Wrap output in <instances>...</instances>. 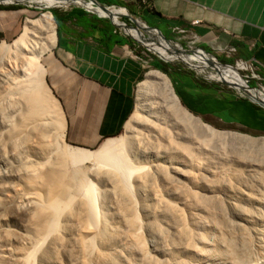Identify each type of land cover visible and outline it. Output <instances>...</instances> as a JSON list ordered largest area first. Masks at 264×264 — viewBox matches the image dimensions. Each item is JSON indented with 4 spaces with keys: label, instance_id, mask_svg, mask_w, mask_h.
I'll return each instance as SVG.
<instances>
[{
    "label": "bare ground",
    "instance_id": "obj_1",
    "mask_svg": "<svg viewBox=\"0 0 264 264\" xmlns=\"http://www.w3.org/2000/svg\"><path fill=\"white\" fill-rule=\"evenodd\" d=\"M150 35L154 46L159 44L153 48L167 60L181 59L201 72L207 67V56H186L159 33ZM55 43L50 12L28 19L12 44L0 43L2 96L11 98L10 107L16 100L20 125L36 122L31 124L38 127L35 134L49 146L46 153L38 151L41 146L32 155L43 159L40 164L28 155L10 159L0 153V264H204L201 258L214 248L205 223L213 220L217 226L218 215L208 204L216 207L223 200L204 182L216 176L201 160L212 149L206 144L264 151V139L207 125L183 106L170 78L156 70L139 86L138 111L125 136L105 141L96 151L66 146L60 106L42 63ZM226 69L212 77L245 89L240 73ZM244 95L264 101V93ZM7 112L0 113L3 134L16 125ZM6 149L0 147L2 153ZM86 163L92 164L87 183L74 193L69 176L82 173ZM227 198L231 212L239 215L233 198Z\"/></svg>",
    "mask_w": 264,
    "mask_h": 264
},
{
    "label": "crops",
    "instance_id": "obj_2",
    "mask_svg": "<svg viewBox=\"0 0 264 264\" xmlns=\"http://www.w3.org/2000/svg\"><path fill=\"white\" fill-rule=\"evenodd\" d=\"M95 1L126 8L132 18L168 39L173 37L174 27L189 28L205 52L224 62L241 59L264 74V0ZM38 11L43 10L27 3L0 2V41L14 39L23 22ZM50 11L56 24V45L42 58L46 84L60 106L66 142L95 149L123 133L146 68L137 57L148 59L111 18L77 8ZM230 47L236 48L233 58L222 52ZM175 76L179 94L198 113H223L237 117V122L248 120L264 131L263 111L250 117L241 113L237 102L231 106L221 96L209 97L213 94L204 92L192 97L186 88L180 89L184 87L182 77L178 73Z\"/></svg>",
    "mask_w": 264,
    "mask_h": 264
},
{
    "label": "rangeland",
    "instance_id": "obj_3",
    "mask_svg": "<svg viewBox=\"0 0 264 264\" xmlns=\"http://www.w3.org/2000/svg\"><path fill=\"white\" fill-rule=\"evenodd\" d=\"M47 12L48 10L38 11L30 18V20L37 19ZM26 21L23 22V24L21 25L19 29V32L17 33L14 39L10 41H0V43L6 42L8 44H12L22 34L23 26L25 25ZM156 45H159V44H156ZM182 45L183 47L187 48L186 44H182ZM140 51L143 53L142 55L144 56V58L148 59L146 60L148 61V64H145L146 68L144 71L143 78L138 84V87L136 88L135 108L132 113L133 116L131 115L127 124H130L132 122L133 120L132 118L135 117L138 111L137 106H139L138 104L139 103V94H138L139 85L146 80L147 74L149 72L157 70L151 64H149L150 59L154 58V59L160 60L158 56L154 55L152 52H149L144 48H142ZM158 55L162 57L159 53ZM162 58L164 60H167L164 57ZM162 62L165 65L169 66L168 73H165V72L163 73L166 74L170 78L176 94H177V88L173 80L176 77L175 75L178 73L177 72L178 69L181 68L183 71L193 72L195 77H197L204 84H216L219 87H221V91L215 96L216 97L221 96L222 100L224 101L227 100V102L231 106L236 105L235 104L236 102L234 100H230L233 97L235 99L245 100V101L252 103L250 101L251 97L248 95H244L243 90L239 91L221 82H217L215 79L213 80L210 79L209 74L211 73H203L199 71V69H194V68L191 69L188 65L180 61H172L169 63L165 61H162ZM199 64H202V63H199ZM226 70L232 75L235 74L236 72L240 73L234 68L233 69L227 68ZM255 82L256 81L252 82L251 84L252 87L256 86V84H253ZM183 88L185 87H180V89H183ZM0 91L1 92L3 91L1 90V86H0ZM1 92H0V113L1 111H4V110L8 111L9 112L8 115L14 116L15 122L13 123L16 125H13L10 133L7 132L3 134L2 132L7 131V130H4V128L0 124L1 125L0 126V147H5V149L7 148L6 149L7 151L4 150L6 151V153L5 152L2 153L1 151L0 153L2 155L6 154L10 159H13V157L14 156L16 157V155L20 157L23 155L24 156L28 155L27 157L31 156V158L29 157L30 160H36L32 156L35 154L36 149H38L39 147H40L39 149H41L44 146L43 149H41L43 151L41 150H38V151L46 153V150H47L46 147L48 146V144H46L45 146L43 141L40 140L42 136L41 135L40 137L37 136L39 135V132H37L38 127H36L35 125L33 126L31 125V124H36V122L33 121L34 122L33 123L32 121L31 122L28 121V123H31L29 124L30 126L27 125V123L26 125L24 124L23 126L22 124L20 125L21 115L20 114L18 115L17 109L14 107L17 105L16 100L12 101L13 103H11L12 106L10 107L8 102H9V99L11 98H7L6 96V98L8 99L7 100L5 97L2 96V94L4 95V93L3 92L1 93ZM212 96L215 97L214 95ZM212 96H209V97H212ZM5 99L7 100V102ZM253 105L257 106L256 104H253ZM10 108L11 109L13 108L12 111L10 110ZM185 108L189 110L187 107ZM259 108L264 110L261 107ZM240 109H241V113L242 111L245 113V111L242 108ZM11 112H13V114ZM190 112L195 117L201 118L207 125L213 127L214 129L218 131L243 134L246 136H250L254 139H264V131H260L259 129H257V127H248L245 124H241L240 122H237V121H228V119L226 118L232 117L230 115H224L222 113L221 115L217 116L214 114L204 115V114H196V113H193L192 111ZM239 117L240 119H243L242 118L243 115L239 114ZM235 119H237V117ZM18 120L20 121L18 122ZM127 124L125 126L123 133L119 135L118 137H116L115 139L126 135V133L128 132ZM18 125L20 128L19 130L17 129ZM35 132L37 135L35 134ZM63 140L66 146L70 145L69 143L66 142L65 139ZM104 142H102L95 149H91V150L93 151L98 150ZM207 144H206V147L208 149L212 148L210 149L212 151L214 148V150L212 152L210 151V153L204 152V155L203 154H202L203 156L201 155V160L205 168H208L216 172V176L215 177L208 176V178L204 177L205 178L204 180H206L204 182L210 184L214 188V190L219 192L220 197H222L224 201L221 199L222 201L221 200H220L221 202L219 201L221 204L217 205L216 207L211 206V203L208 204L209 207H214L212 208V210H216L218 212V215H217L215 211V215H217L216 216L217 226L214 224L213 220H210L209 215H206V216L203 215V217H205L204 218L205 220H206V217H209L210 221L207 223L208 221L207 220L205 224H207L206 226L207 231H211V233L209 232L208 238L211 239V243L213 244L214 248L211 252V255L210 256L203 255V257L201 258L202 259L201 261L204 262V264L206 262H207L206 264L208 263H211V264H255V263L264 264V151L256 150V149H246L244 147L242 148L239 146H233L231 144H228V145L224 144L223 145L224 147L222 145H218L213 142L207 143ZM72 147H75V146H72ZM44 148L46 150H44ZM48 149H49V146H48ZM1 154H0V158L2 157ZM40 162H43V159L36 160L35 163L40 164ZM81 168L84 171L82 173H79L78 176L74 175L73 174L74 172L69 176L68 184L73 189L74 193H78L80 190L79 189L80 186L81 185L84 186L87 183L86 181L87 173L92 168V164L86 163ZM0 172H1V167H0ZM217 172H221L222 174L217 173ZM224 173L225 175H223ZM0 185H3V183H0ZM0 190H1V186H0ZM227 197L233 198V203L237 206L238 208L237 211L239 215H234L231 212L227 204L229 202ZM210 258H212L211 259L212 261L210 260Z\"/></svg>",
    "mask_w": 264,
    "mask_h": 264
},
{
    "label": "built area",
    "instance_id": "obj_4",
    "mask_svg": "<svg viewBox=\"0 0 264 264\" xmlns=\"http://www.w3.org/2000/svg\"><path fill=\"white\" fill-rule=\"evenodd\" d=\"M0 2H6L10 4L27 3V5L30 6L31 8L38 7L43 11L48 10V12H50L51 14H52V12L50 11L51 9L71 11L77 8V9H82L87 13L97 15L99 17L111 18L115 26L135 42V48L141 54L143 53L140 50L144 48L147 51L152 52L154 55L158 56L161 61H165L167 63L172 61H180L188 65L191 69H193L192 68L193 66L195 67L197 66L195 64L191 65L190 63L185 62L178 58L174 60H164L162 57H160L156 52L155 48H153L156 45L154 46L153 43L155 41L150 35V32L157 30L149 27L145 23L144 24L146 26V29H148L149 31L148 30L146 31L145 29L141 28V26L139 25V22L141 21L132 18L128 10L120 6L102 4L95 0H55L56 4L50 6L46 5V3L37 4L32 0H0ZM172 35H173L172 39L165 38L163 35L162 36L164 37V39H166V41L170 42L173 46L180 47L181 52L186 56H192L195 54L205 57L207 56L208 65L207 67H204L205 69L203 68L204 69L203 73H211L209 74L210 79L212 80L215 79L217 82L223 83V80L216 79L212 76L215 74L218 75L222 73V70L224 68H228V69L238 68L240 69L239 72L245 82V90L243 92L249 91L251 93L252 91H257L260 94L264 93V74L260 73L256 69V67H254L252 64H249L241 59L232 60L231 62H224L221 61L218 58V56L205 52L204 50L198 47L199 37L189 28L174 27L172 29ZM139 36H142V38H140ZM182 44H186L187 48L183 47ZM222 52L225 56L233 58L234 54H236V48L230 47L228 49L223 50ZM168 53H171V51H169ZM171 55H174V53H172ZM137 58L143 61L144 64H148V61H145L140 57ZM154 60H155L154 58L150 59L149 62L152 63ZM214 63H217L219 67L215 66ZM253 81H256L255 83H253L256 84V86L252 87L251 84ZM233 89L235 88L233 87Z\"/></svg>",
    "mask_w": 264,
    "mask_h": 264
},
{
    "label": "trees",
    "instance_id": "obj_5",
    "mask_svg": "<svg viewBox=\"0 0 264 264\" xmlns=\"http://www.w3.org/2000/svg\"><path fill=\"white\" fill-rule=\"evenodd\" d=\"M150 64L155 69H157L161 72L168 73L169 66L165 65L162 61L155 59ZM178 74L182 77L183 86L188 90L189 95H191L192 97H200V95L204 92H207L209 94L211 93L215 96L216 94H218L221 91V87H219L216 84H204L203 82H201L197 77H195L193 72L183 71L181 68H179ZM177 94L179 95L181 102L185 107H187L193 113L200 114V113H198V111H195L193 109V107L190 106L189 103H187L183 100V98L179 94L178 90H177ZM230 100H234L235 102H237L238 105L245 111V113L248 114V116L250 115V117H255L257 112H260V111L264 112V110L260 109L259 107L253 105L252 103H250L248 101L235 99L234 97L231 98ZM226 119H228V121H237V119H235L233 117L226 118ZM238 122L245 124L248 127H255V125H253L248 120H243V121H238Z\"/></svg>",
    "mask_w": 264,
    "mask_h": 264
},
{
    "label": "water",
    "instance_id": "obj_6",
    "mask_svg": "<svg viewBox=\"0 0 264 264\" xmlns=\"http://www.w3.org/2000/svg\"><path fill=\"white\" fill-rule=\"evenodd\" d=\"M166 38V37H165ZM192 68L194 69H198L197 67L193 66ZM223 83L225 85H228L229 87L233 88V86H231L227 81H223ZM245 89H243L244 91ZM255 93L257 94H260L259 92L255 91ZM250 101L253 103V104H256L257 106L261 107L264 109V101L260 100V99H253V98H250Z\"/></svg>",
    "mask_w": 264,
    "mask_h": 264
}]
</instances>
